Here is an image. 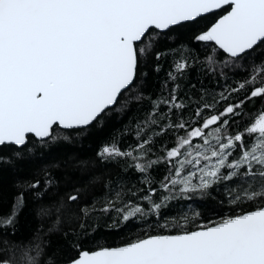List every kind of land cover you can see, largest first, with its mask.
Listing matches in <instances>:
<instances>
[{"label": "snow or ice", "instance_id": "snow-or-ice-1", "mask_svg": "<svg viewBox=\"0 0 264 264\" xmlns=\"http://www.w3.org/2000/svg\"><path fill=\"white\" fill-rule=\"evenodd\" d=\"M217 10L223 14L192 39L212 42V51L225 57L219 69L224 77V68L264 44V0H0V148L17 149L8 155L0 151V167L20 158L30 135L41 143L55 141L54 126L86 128L117 103L124 110L149 101L135 125V144L121 148L113 141L98 150L102 163L119 168L103 181L100 199L75 188L37 210L40 217L55 214L49 232L70 220L87 236V228L99 227L89 220L113 213L104 227L138 220L149 230L120 246L95 250L83 249V237L71 230L76 254L64 264H264V61L235 87L217 95L202 91L199 99L185 101L177 80L195 61L180 45L155 52L157 62L174 57L160 95L145 97L137 83L141 63L162 33ZM206 59L214 74L216 58ZM257 99L262 103L250 116L245 106ZM161 166L165 174L157 181L152 173ZM134 173L141 177L139 185L129 180ZM52 186L47 173L42 190L38 179L16 182L10 211L0 212V235H15L26 193L43 200ZM213 189L223 191L235 214L215 221L200 220L198 212L163 215L172 202L211 196ZM247 205L251 210H238ZM47 243L2 239L0 264H56L45 257Z\"/></svg>", "mask_w": 264, "mask_h": 264}, {"label": "trees", "instance_id": "trees-1", "mask_svg": "<svg viewBox=\"0 0 264 264\" xmlns=\"http://www.w3.org/2000/svg\"><path fill=\"white\" fill-rule=\"evenodd\" d=\"M223 12L218 10L212 14L199 18L193 24L173 28L171 31L161 34L159 41L156 43L154 52L141 63L139 72L142 79L137 83L142 86L145 97L155 99L161 94L162 84L167 79V73L172 68L174 57L169 55L162 58L159 62L154 59L155 52H163L168 49H176L180 45L186 46V50H191L189 59L195 61L191 67L177 80L180 85V97L187 101L188 97L194 100L199 99L203 92L213 95L219 94L226 88L235 87L237 81L244 80L251 74L253 67L264 61V44H261L254 51H251L246 60L237 61L235 66L224 68V77L219 74L220 64L225 57L220 52H213L214 44L212 42L197 43L192 37L195 34L206 29L213 23ZM171 37V39H169ZM211 54L216 60L217 71L209 74V67L206 57ZM159 63L160 70H154V66ZM144 73H147L144 76ZM169 83V88H171ZM135 95V93H131ZM126 98L125 95L120 97V101ZM262 102L257 99L255 104H248L245 110L249 115H255ZM221 108L223 105L220 106ZM121 103H117L105 114L101 120L93 123L91 126L82 129H62L54 126L53 135L57 137L55 141L41 143L37 138L29 136L27 147L19 149L21 156L14 159L11 165L0 167V212L7 213L10 211L12 198L16 195L17 189L14 187L18 181L41 180V190L45 174L53 180L52 188L45 194L43 200H34L32 192L26 193V206L20 212L16 223L15 235H0V240L26 243L47 241L45 246V257L51 256L56 264L64 261L76 254L71 247L76 242L71 230H75L83 239L81 247L83 249L94 250L98 246H118L130 242L141 236L144 231L149 229L141 221L134 220L131 223L125 222L118 228H107L105 224L112 223L111 214L108 217H97L89 220L92 225L99 227H89L87 232L90 235L84 236L80 231L78 222L66 221L53 231L55 214L50 218L40 217L37 210L41 205L49 204L51 201H58L66 192L75 188H86L89 198L100 199L104 193L103 181L115 176L119 168L115 165H106L102 163L97 152L102 145L116 141L121 148L135 144L134 130L136 122L143 119L149 109V101L145 99L142 104L131 103L127 109L120 110ZM244 123L248 117H244ZM241 123V127L244 126ZM67 137V139H65ZM168 139L167 137L165 138ZM162 141L157 140L156 148L158 149ZM31 149V151H29ZM5 155L17 151L14 146L0 148ZM165 174V169L161 166L158 170L153 171L152 175L155 180L159 181ZM132 184L139 185L141 177L138 173L129 177ZM252 205L243 206L239 211L251 210ZM237 210H231L226 203V197L223 191L213 189L211 196L207 194L195 195L189 200H179L171 203L163 215L165 217L177 216L181 212L188 215L198 212L199 219L203 221H215L220 217L228 214H235ZM67 213L65 216L67 217ZM126 225V226H125ZM159 229H157L158 231ZM69 232L65 236L63 233ZM3 245H0L2 247ZM5 256L8 253H4Z\"/></svg>", "mask_w": 264, "mask_h": 264}, {"label": "water", "instance_id": "water-1", "mask_svg": "<svg viewBox=\"0 0 264 264\" xmlns=\"http://www.w3.org/2000/svg\"><path fill=\"white\" fill-rule=\"evenodd\" d=\"M217 11H218V10H217ZM214 22H215V21H214ZM214 22H213V23H214ZM118 246H120V245H118ZM107 247H115V246H107ZM94 250H95V249H94ZM60 264H64V263H60Z\"/></svg>", "mask_w": 264, "mask_h": 264}]
</instances>
